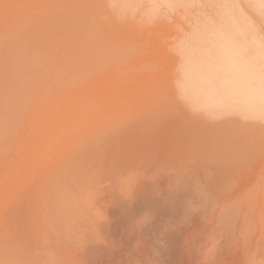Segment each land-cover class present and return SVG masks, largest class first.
<instances>
[{
	"label": "rangeland",
	"instance_id": "obj_1",
	"mask_svg": "<svg viewBox=\"0 0 264 264\" xmlns=\"http://www.w3.org/2000/svg\"><path fill=\"white\" fill-rule=\"evenodd\" d=\"M144 2L146 3V1L141 2L142 5ZM141 3H139L140 6H142ZM112 4L113 3H111L110 0H0V100H2L0 102L2 103L0 104V264H42V262H45V259H49V257L51 258L52 254H55V256L60 255L58 258L62 257L65 259H69L70 257L80 258L83 255V259L88 264H138V260L136 259H138L139 255L133 251L134 248L132 245L134 246V242L132 241L131 234L136 232L141 235L150 236L154 230L162 231L164 228L174 227L173 225L175 222H168L167 220L169 216L174 215L178 218L182 216V212L178 211L175 215V211L172 212L171 207H162L164 206L162 204L166 202L164 201V198L165 200L168 198L170 190L173 189L175 184L173 178L175 171V168L173 167L175 165L172 163L174 162L173 159H177L178 156L176 155L178 151H176V153L175 149H180L182 146L184 147L180 142L179 144L175 143L176 145H180V147H176L175 144H172L174 142H172V140L175 139L173 137L175 130L173 125H175L176 122H173V120L171 121V119L175 118V120H179L178 122L181 123L185 118L184 121L193 118L196 115L195 113H198L194 108L190 109V107H188L190 105H187L179 95V89L177 92V88H179L176 86L178 82L177 74H179V69L183 65L182 63L185 62V59H182L185 54L183 55L184 52L178 50L180 46L182 50L183 45L174 40L175 38L173 34H175L176 31L180 34L183 30L178 28L177 25L176 28L178 30L173 26L174 21H178L176 13L170 12L166 15H155L150 17L145 14L144 16L141 15L142 13L140 10L135 13L133 11H127L124 14L122 13L124 17L122 14H119L121 16L120 18L117 14L119 12L117 8H115L116 6L114 7ZM111 5L116 10H114ZM160 22H163L161 23V26H159ZM164 23H168L167 26L173 24V27H166ZM160 30L163 32L161 33ZM173 30L176 31L173 32ZM157 31L159 33H156ZM155 34H158L160 37L157 38ZM164 35L165 38H162ZM154 36L159 40V49L156 48L158 47V44L156 45L155 42L157 41ZM19 39H23L21 42L23 43L22 46L18 43ZM170 42L172 44H170ZM119 44L122 45L120 46ZM110 45L111 48L108 50ZM196 45L197 44L191 45L193 53H189L190 55L192 54L191 57L193 62L197 61V58L201 56V51H199V49L198 51L195 50L197 49ZM251 46L254 48L256 45ZM101 48L103 51H101ZM125 48H128V50ZM196 51L198 55L200 53V56L196 54ZM250 52H252V50ZM209 53H211V51H209ZM253 53L255 56H253ZM193 54L197 55V57L195 58ZM100 55L103 56L101 57ZM204 55L205 52L202 56ZM256 55L257 58L259 57L258 59H262V62H259L257 58L255 59ZM262 55L263 54H259L258 51L252 52L251 56L247 55L250 58L248 59L247 57V61H250L249 65H251L250 63L253 61V64H255L256 61V66L261 67V65H258L260 63L264 65L263 57L260 58ZM115 56L116 59L114 60ZM208 56L209 55L206 52V56H204L205 59ZM235 58L237 60L238 57L236 56ZM177 59L179 60L177 61ZM127 61L129 65L127 64ZM100 62H103V64ZM112 63L116 65V67ZM241 63H243V61L239 62V64ZM111 66L113 67L111 68ZM139 66L140 68H138ZM263 69L264 68H260V72H263L261 74L262 76H264ZM263 78L264 77H262V79ZM235 81L236 80L233 81L234 87L237 84H240V82L237 83ZM235 83L237 84L235 85ZM259 84H256L257 87L260 86L262 89L261 91H263V83H261L263 87ZM235 89L238 90L237 87H235L234 90ZM239 89H242V87ZM239 91L240 90H238V92ZM233 92L236 93V91ZM117 95L120 96L118 97ZM235 96L233 94V99ZM127 97L130 98L128 99ZM125 99L127 100L125 101ZM74 101L76 103H74ZM83 101H86L84 102L86 104L85 107L81 106ZM79 102H81V104L76 107ZM88 102L89 106H87ZM124 103H128V105H125ZM237 103H235L236 105L233 103L234 107H238ZM105 105L107 107L104 108ZM236 107L235 109L238 110L239 107ZM80 108L83 112H81L82 110ZM102 108H104V110ZM256 108L261 111L257 106H255V109ZM49 109H52L51 111H53V115L50 114L51 116L46 113L50 111ZM113 109H115V111H113ZM249 109H247V111H249ZM77 110L79 112L76 114ZM237 110H235L233 116L236 115ZM257 110L255 111L256 113H262V111L260 112ZM84 112H86L85 115L83 114L84 118L91 117L92 115L95 117L100 115L99 113L104 114V117L109 116L110 118L107 120L104 118L106 122H100L102 124L104 123L103 125L99 122H95L90 126L88 124V127H84L86 128L85 131L89 130L93 132L96 129L98 131L101 129L100 131H102L105 130V128H103L105 127V124L112 127L113 125L110 124H114V122L116 124L120 121L117 128L114 124V131H107L108 134H114L113 136L116 138V141L113 142L114 137L112 138V135L110 137L109 135H106V131L103 134L110 138L109 140L107 137L109 142H106V136L102 137L104 136L103 134H101L102 136L100 135L102 141L101 139L98 141L99 135H97L98 137H94L90 142L91 150L94 151L92 153H95V155L92 153H90L92 155H88L90 152L89 147V150H87V155L89 157L84 159V162L89 160L87 164H91L90 167L88 166L89 168L93 167L96 170L95 171L91 168L92 171H94L91 172L90 170V173L97 171L98 175L100 173L99 177H96L98 180L94 175L92 177V174L89 173L91 175L90 177L88 174L90 180L92 178L93 180L94 178L96 179L94 182L92 180L89 181V183L92 182V185L94 184V186L89 187L92 189H86L88 194L92 191L89 195L87 194L86 198L87 206L90 204L91 207V209L88 207V210L90 213L93 211L92 214H94V216L89 214V212L86 214V210H84L85 208L83 209L86 202L83 201L79 193H77V196L79 197L75 195V198H70L72 203L76 197L78 199H76L78 201L77 203L74 201L75 205L71 204L72 207L69 201V204L68 202L67 204L64 202L65 205L60 204L61 207H68V209L66 208V211L64 207H62V209H56L54 202L45 196V201L47 200L52 205V207L50 205L51 209L49 208V211L47 212V201L45 202L47 204L45 205L46 207L43 206L44 203L41 202L43 196H41L42 193H40L42 192V189H45V180L47 178L42 177V179H35L32 177L35 174L34 172L32 176L28 175L32 169L28 166L29 163H26V161L23 160V150L21 148L22 146H20L23 144H20L22 141L21 139L24 138L33 127L35 128L36 126H39L38 123L44 118L49 117L53 121L55 120L54 122L58 121L57 123L60 124L59 126L65 125L64 122H70L69 119H73L72 121L74 124H78L81 117L70 118V116L73 114L74 117L79 113L81 114ZM210 112L207 111V114ZM255 112H252V108L251 112H248L250 119H253V116L255 115L257 116ZM117 113L119 114L117 115ZM251 113L255 114L251 116ZM129 114L131 115L129 116ZM177 114L180 118L184 117L181 122ZM198 114L205 115L206 113L202 112V114ZM211 115L208 114L207 116L209 117ZM93 116L91 119L94 118ZM101 116H98L97 118L99 119ZM258 116L259 117H255L257 120H263L264 116ZM65 118H67L68 121H65ZM138 118L139 120L137 121ZM75 119L77 121L76 123ZM91 119L89 121H92ZM62 120H64V122ZM123 122L125 124L128 122L129 125H124ZM97 123L99 124V129ZM136 123L139 126L141 125L144 132ZM149 123L150 125H148ZM121 124H123L124 127ZM163 124L165 126L169 125L167 127L163 126L169 131V133L161 127ZM171 124H173V127H171ZM157 125L158 127H156ZM132 126L136 127L133 128ZM111 127H109V129H111ZM168 127L173 129V134L172 131L170 133V128L168 129ZM125 128L127 130H125ZM158 128H162V132H160ZM132 129H135L136 132L138 131L141 135L137 137L138 133L133 132L135 130ZM124 137L126 138V141H124ZM121 139H123V141H121ZM129 139L130 142L128 141ZM118 140L121 142H118ZM107 143H110L109 147H107ZM112 145L114 147L116 146V148L114 149ZM172 146L174 147L172 148ZM170 147L172 148L171 152H175V157L172 159L173 161L170 159L173 157V152L170 155ZM125 152H127V155L123 154ZM110 156H112L111 158L113 159H118L120 158L119 156H121V158L117 161L115 159L110 160ZM90 160L92 162L95 161L93 162L94 164H92ZM104 161H107V165ZM176 161L174 164H176ZM95 163L97 164L95 165ZM100 163L103 169L101 168ZM103 163L106 166L103 165ZM27 166L29 167V171L26 170ZM88 167L85 166V168L89 170ZM49 174L54 173L53 171H50ZM52 176L54 175H51V177ZM112 176H114V178ZM36 180H38L37 183H39V186L35 182ZM41 180H44L43 183ZM171 181L173 183H171ZM40 183H42V186ZM33 191L34 193H32ZM36 191L37 193H35ZM37 198L40 199L39 202L36 200ZM79 201L83 206H81V210L78 207L80 206V204H78ZM83 202L85 204H83ZM37 203H40L44 207L43 212L45 211L46 213L44 214L49 215V218L40 211L42 208L39 209L38 205L40 204ZM160 203L162 204L160 205ZM70 207L71 209H69ZM200 207V204H195L193 209L186 215L189 214L188 216H190V214L196 212ZM75 208H78L79 212H77L78 210L76 211ZM75 212H81L79 216L84 215L82 213H85L84 216L87 215L85 218L81 216L83 219L79 216L78 217L82 219V222H85L84 219L87 218L86 222H88V220L90 221V223H87L89 227H92L91 221L97 220L100 233L103 230L101 233L102 236H104L103 238H105L112 246H106L99 241V232L96 230V233L93 227V230L89 228L86 232L85 228L87 227L82 226V224L80 226V220L78 217H75L77 214ZM95 214L97 215L95 216ZM54 218L57 219L56 221L58 222H56ZM200 220L201 218H198V220L189 223H197ZM53 222L57 223L58 226L60 225V227L62 226L63 230H59L60 227L58 229L56 224V228L54 227L55 234L57 233L56 229L59 230L58 233L61 231L65 233H60L62 239L58 234L56 237H53L55 236L53 235L54 232L51 231L53 230L51 224ZM85 223H83V225ZM49 225L52 226V229H50ZM79 226L82 228L81 230ZM74 229L75 231L78 230L79 233L76 232L77 234H74ZM83 229L85 231H83ZM48 231L50 233L52 232L51 235L48 234ZM80 231L81 233L83 231V242H80L83 238L80 237ZM72 234H74V236L76 235L75 238H77V235L79 234V238L75 239ZM63 236L68 240L65 241ZM70 237H73L77 241L79 240V242H74L75 240H72L73 238ZM217 240L219 241V238ZM60 242L62 245L59 246L62 251L56 249H60L58 247V244H61ZM68 242L70 243L68 244ZM150 242V240L146 241L144 249L148 250ZM65 243H67V245ZM224 243L225 242L221 243L220 246L225 245ZM63 245L64 247H62ZM64 248H66V251ZM54 250H56V252L60 251L61 253H55ZM62 252L66 257L61 255ZM80 252H84L85 254L83 253L81 255ZM55 256H53V258L58 260ZM42 257H46L44 258V261H38V259L41 260L40 258ZM53 258H51L52 263L55 262L52 260Z\"/></svg>",
	"mask_w": 264,
	"mask_h": 264
},
{
	"label": "bare ground",
	"instance_id": "obj_2",
	"mask_svg": "<svg viewBox=\"0 0 264 264\" xmlns=\"http://www.w3.org/2000/svg\"><path fill=\"white\" fill-rule=\"evenodd\" d=\"M142 1H146L147 4L144 2L145 5H144V3L142 5V3H141ZM110 2L113 3L112 5L114 7L116 6L115 8H117V10L119 12V13H117L118 15L122 14V13L124 14L127 11H129V12L133 11L135 13L136 11L139 12V10L142 13L141 15L144 16V14H145V15L150 16V17H153L155 15H157V16H161L164 14L166 15L170 12L177 14L178 21L177 22L174 21V25L173 24L168 25L169 27L174 26L175 29H177L176 27L178 26V28L183 30L180 32V34L175 30L176 33L173 34L175 39L172 38V39L176 40L177 43L183 45L182 50H181V46L178 50H180V52L181 51L184 52L183 55L185 54L184 57H182L183 55L181 56L182 59L183 58L185 59L184 60L185 62L183 61L184 62V63H182L183 65L180 64L182 66L180 67V69L178 68L179 74H177L178 75V77H177L178 82L176 81L177 82L176 86H178L179 88H177V92L179 89V95L183 98V100L186 102L187 105H190V106H188V107H190V109L194 108L195 111L197 110L198 113H201V114H202V112L206 113L205 115H203V114L200 115L198 113H195L196 115L193 118L188 119L186 121H184L186 118L183 120L182 118H184V117L180 118L177 114V116L180 118V122H181V120H183L181 123L178 122L179 120L178 121L175 120V118L171 119V121L173 120V122H176L175 123L176 126L173 125L174 123L171 124V127H173V126L175 127L174 128L175 129L174 130V136H173L175 139L172 140V142L174 141L172 144H175V143L179 144V142H180L181 144L184 145V147L182 146L184 149L182 147L180 149L176 148V147H180V145L175 144L176 145L175 148L179 149V150L175 149V152L178 151V153L176 152L177 153L176 155H178V156H177V159H173L175 157L174 156L175 152L172 151L173 152L172 153L171 150L175 145L172 146V148L171 147L169 148L170 149V155H171V153L173 155V157L171 156L172 158H170V159L171 160L173 159L174 162L177 160L176 164H174V162H172L173 165H175L173 167V168H175L174 176H173L175 184H174L173 189L170 190V195L168 196V194H167L168 198L166 197L167 198L166 200L164 198V201H166V202L164 204L160 203V205L161 204L164 205L162 207H165V206L171 207L172 212L175 211V215L178 211H180V212H182V216H180L179 218L177 216H174V215L169 216L167 218V220H168V222H175L173 225L174 227H167V228H164L162 231L154 230L150 236L141 235L140 233L138 234L136 232H133L131 234L132 241L134 242V243L132 242L134 244V246L132 245V247L134 248L133 251L139 255L138 259H136V260H138L137 261L138 264H263V262H264V118L262 120L261 117L264 116L263 115L264 114V88H263V91H261L262 89L260 88V86H258L259 87L258 88L257 85L259 83L260 84L263 83V85H264V78L262 79V77H264V76L261 75L263 72L262 73L260 72V68L261 69L264 68V65L260 63L258 65H261V67L256 66L255 65L256 61H255V64H253L254 61L253 62L251 61L252 63H250L251 65H249L250 61H247V60L250 58L247 55L251 56L252 52H257V51L259 52V54L264 55V43H263L264 42V0H110ZM139 3H141L142 6H140ZM112 5H111V7H113ZM114 7H113V9L116 10ZM133 12H132V14H133ZM123 14H122V16H123ZM120 18H121V16H120ZM159 20H160V18H159ZM161 23H163V22H160L159 26H161ZM164 24L166 25V27H168L167 26L168 23H164ZM164 28H165V26H164ZM111 29H112V26H111ZM158 31L156 33H159ZM175 31L173 30V32H175ZM160 32L162 33L163 31L160 30ZM166 35H169V34H166ZM89 36H91V35H89ZM155 36L157 38L160 37L158 34L157 35L155 34ZM155 36H154V38L157 41L155 43H156V45L158 44V47H156V48L159 49L160 48L159 47L160 46L159 40ZM162 38H165V35ZM22 40L19 39L18 40L19 42L17 41L18 43H20L19 44L20 46L23 45V43H21ZM163 41H164V39H163ZM170 44H172V43L170 42ZM179 44H178V46H179ZM192 44L193 45L197 44L196 45L197 49H195V50L198 51V49H199V51H201L200 52L201 56H200V53L198 55L197 51H196V54L198 56H200L201 58L198 57L197 61H194V62H193L192 57H191L192 54L191 55L189 54L190 52L193 53V49H191ZM119 45L121 46L122 44H119ZM251 45H253V46L256 45V46L254 48H252ZM92 47H94V46H92ZM110 48H111V45L108 48V50ZM125 49L128 50V48H125ZM125 49H123V50H125ZM138 49H140V48H138ZM133 50H135V49H133ZM251 50H252V52H250ZM254 50H256V51H254ZM101 51H103V49ZM209 51H211V53H209ZM204 52H205L204 56H206V52L209 55L208 57H206V59L204 56H202L204 54ZM102 53H105V52H102ZM117 53H118V51H117ZM157 54H158V52H157ZM197 55H194L195 58L197 57ZM257 55H256L255 59L257 58ZM263 55L260 56V58L263 57V59H264ZM100 56L102 57L103 55H100ZM104 56H105V54H104ZM116 56H117V54H116ZM116 56H115L114 60L116 59ZM236 56L238 57L237 60L235 58ZM253 56H255V54ZM247 57H248V59H247ZM178 60L179 59H177V61ZM258 60L260 62L262 59L261 60L258 59ZM242 61H243V63L239 64V62H242ZM97 64H98V62H97ZM101 64H103V62ZM127 64H128V61H127ZM252 65H254V66H252ZM114 66L116 67V65H114ZM107 67H109V66H107ZM112 67L113 66H111V68ZM138 68H140V66ZM115 70H117V69H115ZM128 70H130V69H128ZM112 71H113V69H112ZM263 71H264V69H263ZM261 79H262V81H261ZM234 80H236L235 82H237V83L240 82V84L235 83V85L237 84L235 87H237L238 90H240L239 92L237 89L234 90V88H235L233 85ZM250 80H252V81H250ZM263 85L261 84V87H263ZM240 87H242V89H239ZM86 90H88V89H86ZM223 90H225V91H223ZM233 91H236V93ZM145 92H147V91H145ZM237 92H238V94H237ZM233 94H234V96L237 94L236 95L237 97L235 96L236 99L234 98L235 100L233 99ZM126 95H128V94H126ZM176 95H177V93H176ZM125 96H123V97H125ZM163 96H162V98H163ZM126 100L127 99H125V101ZM1 101L2 100H0V102ZM76 101H78V100H76ZM87 101H89V100H87ZM137 101H138V99H137ZM81 102H79L78 105L75 104L76 107L79 106V104H81ZM84 102H86V101H83V103ZM95 102H96V100H95ZM74 103H76V102L74 101ZM83 103L81 104V106L85 107L86 104L85 103L83 104ZM100 103H101V101H100ZM102 103H103V101H102ZM233 103L234 104L237 103V106L239 108L236 106L235 107L238 108V110L235 109ZM0 104H2V103H0ZM124 104L128 105V103H124ZM251 105H253V106H251ZM87 106H89V102H88ZM191 106H192V108H191ZM255 106L260 108L263 114L259 113V112L256 113L255 111L257 110V108L255 109ZM105 107H107V106L105 105L104 108ZM233 107H234V112H233ZM253 107H254V109H253ZM104 108H102V109L104 110ZM227 108H230V109H227ZM251 108H252V112H255L257 114V116L256 115L253 116V119L255 117H259L258 115H260L261 120H257L256 118L254 120L252 118L250 119L249 113L251 112ZM122 109H123V107H122ZM247 109H249V111H247ZM49 110L50 111H48L46 113H48L49 116L53 115V111H51L52 109H49ZM78 110H79V108H78ZM78 110H77L76 114L79 112ZM109 110H111V109H109ZM235 110H237L236 111L237 113L235 115L236 117L233 116L235 114ZM91 111H92V108H91ZM113 111H115V109H113ZM207 111L208 112L211 111L212 113L210 112L208 114L209 115L212 114V115L208 117ZM81 112H83V110ZM133 112H134V109H133ZM170 112H171V110H170ZM85 113L86 112L81 113V114L79 113L77 116H74V117H73V114H71L72 117L69 114L70 118H76V117L78 118V116H79V118L81 117L82 119L80 118V121L77 119L79 121L78 124L76 123L77 121L75 119L76 124H74V122L72 121L73 119H69L70 122H68V123L64 122L65 119H66L65 121H68L67 118H65L64 120H62L65 123V125H63V126H59L60 124L57 123L58 121L54 122L55 120L53 121L49 117H47L48 119L44 118L40 121V123H38L39 126H36L37 125L36 124L35 125L36 127L35 128L33 127L25 135V137L23 136L24 138L21 139L22 141L20 144H22V143L23 144L20 146H22L21 148L23 150V160L26 161V163H29V165L28 164L27 165L32 170L36 168L34 171L31 170L29 173L27 172L28 175L32 176L35 173L32 176L35 179H37V178L42 179V177L47 178L45 180L46 181L45 189H42V192H40L38 190L40 193H42L41 196H43V200L41 201L44 203L43 206H45L47 204L49 206V207L45 206L46 210L48 208L47 212L49 211V208L51 209L52 205L47 200H46L47 204L45 203L46 202L44 199L45 196H46V198H49L54 202L56 209H58V208L62 209V207H64V206L61 207L60 204L65 205L64 202H66V204H67V202L69 201L70 205L71 204L75 205L74 201H76V203L78 202L77 197H79V196H77V193H79L80 196L82 197L83 201L86 202V204L83 202V204H85L84 205L85 207H83L80 204L81 202L79 201L78 204H80V206H78V205L77 206L79 207V209L82 206L83 209L85 208L84 210H86L85 211L86 214H88V212H89V214L94 216V214H92L93 211L91 210L92 213H90V211L88 210V207L90 209H91V207H90L89 203H88L89 206H87V198L86 197H87L88 193H87L86 189H88L91 186H94V184L92 185L91 184L92 182L89 183V181L92 180L94 182V180H96L99 177L100 173H99V175L97 174L98 171L94 172V173H90V170H91V172H93L95 169L93 167H91L94 169L92 171V169L89 168L91 165L90 162H89L90 165H87L89 160L88 161L86 160L84 162V159L86 157H89L88 155H92V154L95 155V153H92L94 151L91 150L92 148L90 147L91 140L94 137L97 138L98 137L97 135H99L98 141H99V139H101V141H102V137H105L106 135H109V137L112 135V138H113L114 134L113 133L108 134L107 131H109V130L114 131L115 125L117 128L118 127L117 125H119L120 121H119V123H116V124L114 122L115 125L113 123L110 124V125H113L114 127L113 126L111 127L109 125L107 126L105 124L104 125L105 127H103V128H105V130H102L103 132L100 131L101 129H99L98 123H97V125H98L99 131L97 129L93 132L89 131V130L85 131L86 128H84V127L87 126L88 124L90 126L91 124H94L95 122L100 123V122L105 121V119L107 120L109 118V116L108 117L106 116L107 118L104 117L105 115L101 114L102 111H101V113H99L100 115L95 116L97 118L98 116L102 115L103 117L101 116V117H99V119L98 118L96 119L93 115L92 116L94 118H92V119H91L92 116L84 118ZM255 113H253V114H255ZM76 114H74V115H76ZM118 114L119 113H117V115ZM253 114L251 113V116ZM130 115L131 114H129V116ZM129 116H127V117H129ZM173 117H176V116H173ZM101 118H103V119H101ZM164 118H166V117H164ZM90 119L92 121H89ZM113 119H114V117H113ZM138 120H139V118L137 119V121ZM85 121L86 122L88 121L89 123L88 122L86 123ZM91 122H93V123H91ZM162 123H160V124H162ZM100 124H102V123H100ZM123 124L127 125L128 122H127V124H125L123 122ZM123 124H121V125H123ZM168 124H169V121H168ZM124 125H123V127H124ZM144 125H146V124H144ZM148 125H150V123ZM158 125L156 127H158ZM163 126H165V125L164 124L161 125V127H163ZM167 126H169V125H167ZM167 126H165V127H167ZM109 127H111V129H109ZM135 127H133V128H135ZM139 127L141 128V125ZM142 127H144V126H142ZM94 128H95V126H94ZM169 128L170 127H168V129ZM164 129L166 130V128H164ZM125 130H127V129L125 128ZM132 130H135V129H132ZM138 130H140V129H138ZM141 130H142V128H141ZM161 130H162V128L159 129L160 132H162ZM172 130L173 129L170 128V133ZM105 131L107 132L106 135L103 134V133H105ZM166 131H168V130H166ZM121 132H123V131H121ZM133 132L138 133V131L136 132V130ZM168 133H169V131H168ZM101 134H103L104 136H102ZM157 134H159V133H157ZM172 134H173V131H172ZM115 135H116V133H115ZM140 135L141 134L138 133L137 137H139ZM167 135H169V134H167ZM162 136L164 137L163 134H162ZM107 137L108 136H106V138ZM159 137H157V138H159ZM108 138H107L106 142H109ZM120 138H121V136H120ZM126 138H127V136H126ZM126 138L124 137V141H126L125 140ZM130 138H132V137H130ZM113 139H114L113 142L116 141L115 137ZM109 140H110V138H109ZM121 141H123V139H121ZM121 141L118 140V142H121ZM128 141L130 142V139ZM115 143H114V145H115ZM109 144L107 145V147H109ZM104 146H106V145H104ZM120 146H121V144H120ZM89 147H90V150L88 149ZM94 147H95V145H94ZM107 147H105V148H107ZM166 147H167V145H166ZM115 148H116V146L114 147V149ZM119 149H121V148H119ZM87 150L90 151L89 154L87 153L88 152ZM124 150H125V148H124ZM124 150H123V152H124ZM142 150H143V148H142ZM107 151H108V149H107ZM167 152H169V151H167ZM90 153H92V154H90ZM126 153L127 152H125L123 154H126ZM83 154H85V155H83ZM167 154H169V153H167ZM121 156H119V157L121 158ZM111 157L112 156L109 157L110 160L113 159ZM98 158H97V160H98ZM120 158H118V159L114 158V159L117 161V160H120ZM126 159H127V156H126ZM121 161H123V160H121ZM93 162H95V161H93ZM93 162H92V164H94ZM101 163H100V166H101ZM104 163L106 164L107 161H104ZM104 163H103V165H105ZM96 164L97 163H95V165ZM85 166H87V167L89 166L88 167L89 170L86 169ZM111 166H112V164H111ZM155 166H157V165H155ZM159 166H160V164H159ZM27 167H26V170L29 169V167L28 168ZM101 168H102V166H101ZM109 168H110V166H109ZM114 168H115V165H114ZM131 168H132V166H131ZM99 170L101 171L100 168H99ZM50 171H53L54 174H49ZM112 171H115V170H112ZM89 173L92 174V177H93V175L95 178L97 176L98 177L96 179L94 178V180H93V178L90 180L91 175ZM88 174L90 175V177L88 176ZM95 174H96V176H95ZM51 175H54V176H52L53 178L51 177ZM30 177H29V179H30ZM112 177L114 178V176H112ZM37 181L38 180H36L35 182L37 183ZM43 181L44 180H41L42 183H43ZM42 183H40V185ZM171 183H173V182L171 181ZM37 185L39 186V183H37ZM34 189H35V187H34ZM89 189H92V188H89ZM36 190H37V188H36ZM93 191H94V189H93ZM32 193H34V191ZM35 193H37V191ZM75 195L77 196L76 197L77 200L74 199V201L72 203L70 201V198H75ZM36 200H38V202L40 201V199H38V198ZM69 202H68V204H69ZM40 203H37V204H40ZM197 203L200 204L201 207L199 209H197L196 212L190 214V216H188L189 214L186 215L187 213H189L193 209L194 205ZM50 205H51V207H50ZM38 206H39V209L42 208V210H40V211H42L43 214L46 213L45 211L43 212L44 207L41 204ZM71 207H72V205H71ZM71 207L69 209H71ZM64 208H65V211H66V208L68 209V207H64ZM79 209L75 208L76 211L78 210L77 212H79ZM83 209H82V211H83ZM70 211H72V210H70ZM57 212H58V210H57ZM77 212H75V213H77ZM81 212L77 213L75 217H78L81 214ZM82 214L85 215V213H82ZM84 215H81V216L83 218H85L87 215L86 216H84ZM96 215L97 214H95V216ZM45 216H47V218H49V215H45ZM81 216H79V217H81ZM176 218H178V219H176ZM198 218H201V220L199 222L189 223L191 221L198 220ZM65 219H67V218H65ZM82 219L79 218V220L81 221V222L79 221V224H80V226L82 224V226L87 227V228H85L86 232L88 231L87 229L91 228L93 230V228H94L95 229L94 231L97 230L99 232V241L104 243L106 246H109V247L112 246V245H110V243L105 238H103L104 236H102V234H101L103 232V230L101 229L102 232L100 233V229H99L98 224H97L98 221L95 220V218H94V220L97 222L91 221L92 222L91 226L93 228L88 226L87 223L88 222L90 223V221L88 220V222H86L87 218L84 219V221L86 223L82 222ZM56 220L57 219H55V221ZM51 221H52V219H51ZM56 222H58V221H56ZM83 223H85V224L83 225ZM51 224L53 226V230H51V231H53L54 232L53 235H55L53 237H56L58 234V236L60 235V238H61L62 237L61 234L62 233L65 234L63 231H61L62 233L61 232L58 233V231L62 229V226L61 227H60V225L58 226L57 223H55V222H53ZM55 224L57 225L58 229L60 227L59 230L56 229L57 230L56 234H55V229H54V227L56 228ZM59 224H60V222H59ZM61 225H62V223H61ZM52 226H50V229H52ZM80 226H79V228H80ZM81 229L82 228H80V230ZM85 230L83 229V231H85ZM49 231H48V234L51 235L52 232L50 233ZM64 231H66V230H64ZM73 231H75V229ZM83 231H82V233H83ZM97 231H96V233H97ZM76 232L79 233L77 230L74 232V234ZM82 233L80 231V234H81L80 237H83L82 240L80 239L81 240L80 242L84 241V235L82 236ZM69 234H70V232H69ZM74 234H72V235L75 238L76 235L74 236ZM84 234H86V233H84ZM78 235H77V238H75V239L79 238ZM73 237H70V238H73ZM74 238L72 240H75ZM218 238H219V241L217 240ZM66 240H68V239L65 238V241ZM111 240H110V242H111ZM147 240L151 241L150 244L148 245V247H149L148 250L144 249ZM61 241H63V240H61ZM76 241L77 240H75L74 242H76ZM70 242H71V239H70ZM70 242H68V244ZM77 242H79V240ZM114 242H116V241H114ZM223 242H225L224 243L225 245L220 246V244ZM65 244L67 245V243H65ZM59 245H62V243L58 244V247L60 248ZM64 245L62 247H64ZM113 247H114V245H113ZM56 249L61 250V248L60 249L56 248ZM64 249L66 251V248H64ZM54 251H55V253H61L60 251L59 252H56V250H54ZM52 253H54V252H52ZM83 253H81V255ZM52 255H51V258H53V256H55V254L53 256ZM61 255H64L63 252ZM58 256H60V255H58ZM58 256H55L58 260H55L54 258L52 259L53 261H55V262H53L54 264L56 262H57L56 264H88L83 259L84 258L83 255L80 258H75V257L71 258L70 257L69 259H65L62 257L58 258ZM42 258H43V260H42ZM42 258H40L41 260L38 259V261H44V258H46V257H42ZM51 258L49 257V259H45V262H42V264H53L51 261ZM19 263H21V262H19Z\"/></svg>",
	"mask_w": 264,
	"mask_h": 264
}]
</instances>
